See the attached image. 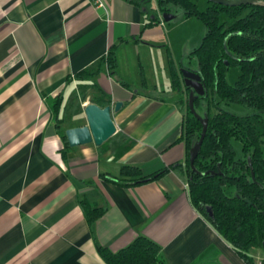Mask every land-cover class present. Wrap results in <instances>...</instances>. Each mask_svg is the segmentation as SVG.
Returning <instances> with one entry per match:
<instances>
[{"label":"crops","instance_id":"obj_1","mask_svg":"<svg viewBox=\"0 0 264 264\" xmlns=\"http://www.w3.org/2000/svg\"><path fill=\"white\" fill-rule=\"evenodd\" d=\"M105 5L0 0V264H107L100 246L117 252L138 236L157 243L167 264H247L192 204L175 171L132 186L107 179L122 177L124 166L151 175L185 165L187 147L185 113L169 93V55L182 77L181 64L162 41L161 12L153 24L136 0ZM114 45L111 71L99 63ZM93 68L91 79L76 77ZM152 68L164 78L151 77ZM56 98L65 131L87 124L84 108L94 100L122 102L113 118L129 139L115 149L70 146L63 157ZM73 104L76 120L68 119ZM82 199L104 209L93 226ZM251 253L261 264L264 250Z\"/></svg>","mask_w":264,"mask_h":264},{"label":"trees","instance_id":"obj_2","mask_svg":"<svg viewBox=\"0 0 264 264\" xmlns=\"http://www.w3.org/2000/svg\"><path fill=\"white\" fill-rule=\"evenodd\" d=\"M234 4L207 1L204 10L196 0H136L150 23L159 21V12L175 13L183 9L187 17L201 19L207 31L200 45L192 52L198 57V71L206 86L205 96L195 100L203 105L208 129L198 157L192 168L190 149L199 140L203 125L189 107L190 87L175 70L171 55L172 88L177 91V106L185 113L184 139L187 147L185 165L178 163L151 175H144L136 166H124L122 177L107 179L120 186H132L153 181L173 170L188 183L192 204L234 246L247 264H256L252 250L263 249L264 242V0H224ZM225 17V18H223ZM149 23V24H150ZM116 47L112 46L101 62L116 70ZM191 56V55H190ZM182 66V64H181ZM232 66H240L241 73L234 84L227 79ZM98 69H85L76 77L89 80ZM101 107L110 101L96 99ZM236 103L253 110L246 115L232 113L222 104ZM62 98L52 102L58 133L65 143L66 158L70 147L66 131L60 129ZM129 138L117 132L106 143L113 147ZM241 144V153L234 142ZM227 187H234L230 195ZM91 226L104 213L87 199L81 200ZM99 253L107 264H167L161 247L146 236H138L125 248L113 252L100 246ZM261 264H264L262 260Z\"/></svg>","mask_w":264,"mask_h":264},{"label":"rangeland","instance_id":"obj_3","mask_svg":"<svg viewBox=\"0 0 264 264\" xmlns=\"http://www.w3.org/2000/svg\"><path fill=\"white\" fill-rule=\"evenodd\" d=\"M154 4H157L158 0H152ZM208 0H196L199 9L204 10L207 6ZM161 20L163 25H158V29H160L163 33L162 41L165 44H168L171 48L172 55L176 61L180 64H184L186 67H190L191 69H198V57L192 53L201 43L206 31L207 27L205 23L196 16L187 17L183 11V9L178 8L174 13L175 18H173L170 22L164 21L162 18L161 12ZM225 18V17H223ZM191 55V56H190ZM165 60V59H164ZM241 73L240 66H232L227 72V79L231 84H234L238 79ZM151 77H155L156 79H163L165 72H160L156 68H152L150 71ZM166 80L170 81L169 77H166ZM157 81V80H155ZM161 85V84H160ZM151 86V85H150ZM173 98L178 99L177 91L173 88L169 91ZM222 107L226 110L238 114V115H246L252 113L253 110L245 105L236 104V103H223ZM78 106L77 104H73L68 109V119H77ZM196 111L202 115L203 114V105L202 103L199 106H195ZM235 148L238 153H241V144L238 141L234 142ZM227 192L230 195H233L235 192L234 187H227Z\"/></svg>","mask_w":264,"mask_h":264},{"label":"water","instance_id":"obj_4","mask_svg":"<svg viewBox=\"0 0 264 264\" xmlns=\"http://www.w3.org/2000/svg\"><path fill=\"white\" fill-rule=\"evenodd\" d=\"M211 2H222L228 4H234L235 2H225L224 0H209ZM162 18L166 22H170L175 15L173 13L164 12ZM181 74L186 87H190L189 91V107L191 112L198 118L202 125V133L199 140L190 149V164L195 169L194 162L198 157L201 150V146L206 137L208 129V117L200 115L195 109V100L200 96H205L206 86L204 84L203 76L198 70H192L181 66ZM123 106L122 102H117L114 105L110 104L105 107H101L96 103H89L85 106L84 112L87 118V124L83 126H77L66 130V136L71 147H76L84 144L95 143L97 146L103 145L117 132V126L115 124L113 113L119 112ZM264 250V242H263Z\"/></svg>","mask_w":264,"mask_h":264},{"label":"built area","instance_id":"obj_5","mask_svg":"<svg viewBox=\"0 0 264 264\" xmlns=\"http://www.w3.org/2000/svg\"><path fill=\"white\" fill-rule=\"evenodd\" d=\"M90 1L97 8H104L106 6L105 0H90Z\"/></svg>","mask_w":264,"mask_h":264},{"label":"flooded vegetation","instance_id":"obj_6","mask_svg":"<svg viewBox=\"0 0 264 264\" xmlns=\"http://www.w3.org/2000/svg\"><path fill=\"white\" fill-rule=\"evenodd\" d=\"M192 70H194V69H192ZM191 90V89H190Z\"/></svg>","mask_w":264,"mask_h":264}]
</instances>
